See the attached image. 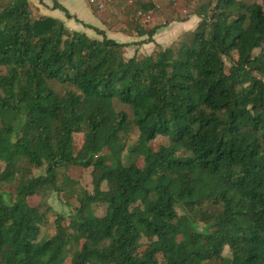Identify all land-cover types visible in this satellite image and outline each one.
Wrapping results in <instances>:
<instances>
[{"label": "trees", "instance_id": "obj_1", "mask_svg": "<svg viewBox=\"0 0 264 264\" xmlns=\"http://www.w3.org/2000/svg\"><path fill=\"white\" fill-rule=\"evenodd\" d=\"M125 1V34L154 42L138 13L161 6ZM184 1L197 27L127 58L0 0V264H264V0ZM49 191L72 210L41 238L50 208L28 199Z\"/></svg>", "mask_w": 264, "mask_h": 264}, {"label": "rangeland", "instance_id": "obj_2", "mask_svg": "<svg viewBox=\"0 0 264 264\" xmlns=\"http://www.w3.org/2000/svg\"><path fill=\"white\" fill-rule=\"evenodd\" d=\"M143 1L144 2L153 1V2H156L157 4H159L161 6L160 8H158V12L154 11L153 13H151L152 15H151L150 20H148V22L143 23V25H145L148 29L149 28L151 29L154 25H160L161 24L162 25L161 27H168L169 25H172L173 22L183 21L184 19L190 18L192 15H194V12L197 9L196 8L197 5L195 3L187 4L184 0H176L177 3L175 4V6H173V8H171L169 6L170 0H143ZM112 4H111V6L113 7ZM119 4L120 5L116 4L118 7L113 9L114 11H112V13H110L111 15L105 16V19L107 22L106 25L108 28L111 26L112 29L123 30V32L128 31V28L126 26L127 25L126 24V18L127 17L124 16L123 10H122L123 7L126 6L125 4H127V3L125 0H121V3H119ZM89 8L90 7H87L88 12L90 10ZM198 19L200 22L201 19L199 17H198ZM143 20H144V18L140 19V21H142V22H143ZM188 24H189V22L185 21L184 25H186V27L188 26ZM189 29H191V27L187 28L185 30L187 31ZM189 31H191V30H189ZM124 33H126V32H124ZM132 34H133L132 36H134V37H137V38L139 37V36H137V34L135 32H133ZM182 35H180L173 42L181 41L182 37H183ZM99 38L101 39L102 36H100ZM143 38H147V37H143ZM172 43L168 42V46L171 45ZM137 44H142V43H136L134 45H137ZM141 55L144 56L143 54H141ZM126 57L130 58V57H128L127 54H126ZM226 64L228 66H230V63L228 61H226ZM74 138H75L76 145H78L80 147L84 142L83 134H75ZM137 139H138V134L133 135L132 138L129 140L128 144L129 145L135 144L137 142ZM154 143L155 144H168V140H167V138L160 136L154 141ZM139 165L140 166L143 165L142 159L139 162ZM4 167H5V164L0 162V168L3 170ZM44 173H45L44 169H34L35 175H40V174H44ZM90 173H91V170H85L83 172H80L77 170H69L68 171V174H70V176H72L73 178L78 180L84 189H86L89 192H92L93 191V185H92V178H91ZM0 188H1V185H0ZM6 188H7V186H6ZM28 201L31 205H34V206L43 204L44 210L47 207L50 208V211L48 213V223L46 226H44L42 228L41 238L44 236L45 237L46 236H53L56 232L55 221H56L58 215L62 214V215H65L68 217V214L72 210V208L70 207L72 203L68 202L67 199L62 194H59V193L54 192V191H49V193L43 197H40V196L30 197L28 199ZM104 212H105L104 207L101 206V207L97 208V215L102 216L104 214ZM203 226L204 225H201V228ZM223 255L229 256V252L225 250ZM66 264H69V260L67 261Z\"/></svg>", "mask_w": 264, "mask_h": 264}, {"label": "crops", "instance_id": "obj_3", "mask_svg": "<svg viewBox=\"0 0 264 264\" xmlns=\"http://www.w3.org/2000/svg\"><path fill=\"white\" fill-rule=\"evenodd\" d=\"M32 8L38 13L59 19L73 31L84 32L90 37L98 38L100 35L94 29H90L87 25H91L105 32L106 36L118 42L128 44L126 54L128 57H133L136 53L141 55H149L155 49L157 44L162 47H167L168 42L172 43L180 35L185 33V29L193 30L197 27L199 19L196 15L186 18L180 22H173L168 27H160L153 37L154 42L142 43L145 38L129 36L119 29H110L104 25L100 19L94 14L93 9L88 3V0H28ZM87 7H90L89 12ZM68 14L71 16L69 17ZM189 22L188 26L184 23ZM187 30V31H189ZM186 31V32H187ZM136 43H142L137 44ZM129 52V53H128Z\"/></svg>", "mask_w": 264, "mask_h": 264}, {"label": "built area", "instance_id": "obj_4", "mask_svg": "<svg viewBox=\"0 0 264 264\" xmlns=\"http://www.w3.org/2000/svg\"><path fill=\"white\" fill-rule=\"evenodd\" d=\"M114 0H88L89 5L92 9L105 10L109 5H111ZM133 0H129L128 3H132ZM152 12L143 13L139 12L138 16L144 18L143 21L148 22L151 18Z\"/></svg>", "mask_w": 264, "mask_h": 264}]
</instances>
